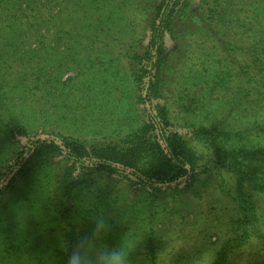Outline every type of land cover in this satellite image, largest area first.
Listing matches in <instances>:
<instances>
[{
	"label": "rangeland",
	"instance_id": "1",
	"mask_svg": "<svg viewBox=\"0 0 264 264\" xmlns=\"http://www.w3.org/2000/svg\"><path fill=\"white\" fill-rule=\"evenodd\" d=\"M137 2L0 1V113L12 125L7 141L0 128V176L4 173L6 182L17 178L0 200V264H51L61 248L70 242L75 245L91 233L94 217L101 213L111 224L103 244H119L128 231L131 239L138 241L130 255L133 264H210L215 247L236 233V210L230 197L218 188L221 182L229 189L233 179L212 178L216 171L210 158L199 163L194 177L198 197L183 187L170 189L157 207L148 206L143 194L115 187L113 181L101 178L102 174L74 177L95 181L88 186L75 184L78 187L71 190L72 199L65 206L72 235L66 238L51 189L53 178L61 176L55 164L58 159L50 161L53 164L34 160L24 174L5 176V165L26 144V134L104 143L140 124L143 114L135 85L128 77L127 58L108 45L111 38L129 42L142 34L141 22L147 17L137 9ZM232 11L236 13V8ZM221 18L232 22L235 16L224 15L222 9L218 12ZM99 22H109V31H103L105 26L99 27ZM223 32L236 39L244 36L239 28L228 25ZM202 35L198 33L190 42L193 53L189 63L194 71L184 72L192 76L186 82L206 81L205 71L196 72L201 60L210 72L211 62L220 54ZM241 43L245 51L254 54L251 43ZM173 110L177 132L189 136L182 121L184 114L177 107ZM16 126L24 130L18 133ZM255 201L264 230V197ZM149 245L152 261H148ZM220 264H264L263 241L254 237L225 252Z\"/></svg>",
	"mask_w": 264,
	"mask_h": 264
},
{
	"label": "trees",
	"instance_id": "2",
	"mask_svg": "<svg viewBox=\"0 0 264 264\" xmlns=\"http://www.w3.org/2000/svg\"><path fill=\"white\" fill-rule=\"evenodd\" d=\"M137 1V9L147 17L141 22L142 34L129 42L111 38L108 45L127 58L128 77L135 85L143 114L140 124L104 143L60 135L29 137L25 133L26 144L8 160L5 176L24 174L34 160L58 159L55 164L61 176L53 178L51 189L58 202L59 227L66 238L72 235L68 233L72 224L65 206L72 199L71 190L78 187L75 184L88 186L95 181L74 177L102 174L101 178L113 181L115 187L143 194L148 206L157 207L170 189L183 187L198 197L194 177L199 163L210 158L216 171L212 178L233 179L229 189L221 182L218 188L230 197L237 214L236 233L214 249L210 264H220L225 252L254 237L264 243L255 201L258 196L264 197V0ZM222 9L224 15L235 16L232 22L218 19ZM222 23L239 28L244 36L227 37ZM98 26H105L106 32L110 29L109 22H99ZM198 33L215 44L220 54L211 62L210 72L201 60L196 72L205 71L206 81L186 82L192 77L188 73L194 71L189 63L193 53L190 42ZM241 42L251 43L254 54L253 50L245 51ZM173 107L184 114L182 121L189 136L177 132ZM11 126L0 113L5 141L11 135ZM16 127L18 133L24 130ZM2 176L4 173L0 176V200L17 179L6 182ZM72 246L70 242L67 248H61L51 264H66ZM148 247V261H152L153 249Z\"/></svg>",
	"mask_w": 264,
	"mask_h": 264
},
{
	"label": "clouds",
	"instance_id": "3",
	"mask_svg": "<svg viewBox=\"0 0 264 264\" xmlns=\"http://www.w3.org/2000/svg\"><path fill=\"white\" fill-rule=\"evenodd\" d=\"M110 228L108 217L97 214L91 233L82 236L72 246L66 264H133L130 255L138 241L132 240L128 231L119 244L109 247L101 241Z\"/></svg>",
	"mask_w": 264,
	"mask_h": 264
}]
</instances>
